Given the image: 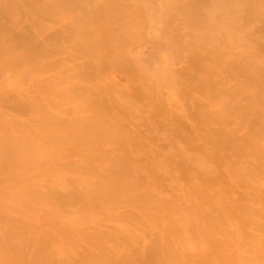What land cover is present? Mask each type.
<instances>
[{
    "label": "rangeland",
    "instance_id": "1",
    "mask_svg": "<svg viewBox=\"0 0 264 264\" xmlns=\"http://www.w3.org/2000/svg\"><path fill=\"white\" fill-rule=\"evenodd\" d=\"M14 1L23 5L20 17L26 25L30 22L24 16L27 13L24 8L30 9L34 3H40L55 9L53 18H41L47 23L53 21L54 24L53 27L50 24L53 34H47L50 33L53 37L55 33L52 39L58 43L55 47L54 43L48 45L49 51L55 52L57 45L61 46V50L58 48L59 54L51 52V61L62 58L70 65H83L82 74L77 69L74 81L78 78L88 87L103 88V100L116 109L117 120L123 129L127 130L130 125L133 132H144L146 137L148 135V142L144 147L148 146L152 156H155L156 166L151 162L146 163L145 170H149L150 180L142 172L141 182L136 189L114 195L107 201H99L92 207L85 201H75L64 212H61L64 208L62 193L76 190L75 183L79 175L75 172L87 162H93L96 167L101 165L99 160L90 159L86 151L88 148L90 152L95 146L93 148L100 153L96 146L98 144L92 142L82 145L77 139H69L66 143L62 142L61 147L55 142L46 146V154L39 161L41 163L47 156L60 151L57 154L62 168L56 169L60 174L53 176L51 174L55 171L50 168L54 164L50 163L33 173V168L41 166L40 163L38 167L36 159H32L20 170L10 172L0 168V264H66L62 263V256L67 251L79 255L84 253L86 247L87 250L94 249L89 239L82 234L75 236V233H80L83 227L95 226L99 221L114 227L115 223H120V219L126 220L131 229L128 232L130 238L127 237L128 234H119L125 235L122 236L124 239H131L126 241L132 242L130 247L134 244L137 247L143 244L144 248L150 246L164 223H174L181 227L176 233L178 237H172L174 241H183L184 247L189 251L203 249L206 253L212 249L216 240L208 236L198 237L195 225L198 229L205 227L210 218L205 212L214 213L216 210L215 213H218L217 209L221 208L229 211V207L225 208L228 205L221 204L216 199L218 197L211 200L212 195H219V188L220 192L222 188L226 189L230 201L233 200L234 207L231 209L236 211L227 214L229 217L232 214L236 217L228 223L224 219L223 233L218 235L217 240L223 241V249H227L224 256L234 261L238 258L235 256H239L235 252L240 248L245 251L242 245L245 233L260 241L261 237L264 238V14L263 17L260 16L261 12L264 13L263 6L260 9L256 2H252V5L256 4L253 10H245L246 3L249 1L250 4L251 0H244V3L243 0ZM66 28L70 29L69 35ZM56 33L64 34L58 35L61 36L60 39L64 38L62 43H66V47L65 43L62 44L64 51ZM47 34L44 33L42 39L46 37L48 41L51 37L48 35L47 39ZM53 40L50 39V42ZM65 53L72 58H66ZM195 55L201 57L200 60ZM199 62L203 66H199ZM49 69L50 72L39 69L29 71L24 68L16 75L10 73L12 75L7 76L8 79H16L14 82H18L17 87L20 89L32 86L40 89L42 85L44 87V83L38 84L40 87L37 83H42L43 80L46 82L56 72L63 74L61 67ZM3 76H0V104L4 107L9 103L6 105L8 108H4L5 112L12 115L16 113V118L27 120L25 111L21 112L15 106L21 100L20 90L15 88V84L10 85ZM34 94L40 97L38 92ZM43 94L45 98H41L49 109L48 105L52 102L45 92ZM7 96L11 97L6 99ZM154 100L160 109L159 116L163 117L159 120L164 121L165 126L159 125V122L156 124L158 116H153L156 121L147 114L145 106ZM52 108L58 109L56 106ZM32 116L34 115L31 114L30 117ZM151 124L152 127L149 126ZM171 128H175L174 132ZM99 136H106V132L103 131ZM13 137V134L8 133L4 139L10 141ZM89 146H92L91 149ZM85 154L89 159L83 156ZM49 158L52 161L54 156ZM172 159H176L178 165L169 169L165 163ZM179 165L181 169L178 168ZM184 176L189 180L186 181ZM57 180L65 182L67 186L63 188V183L56 184ZM149 181L156 185L148 186ZM203 181H207V184ZM35 183L42 186L47 198L38 204L22 202L16 198L18 194L11 190L16 185L19 189L31 188ZM23 184L24 187L21 186ZM207 187H212V195ZM197 188L200 189L199 193ZM188 190H196L194 193L199 196L208 190L210 201L202 203L203 200L199 199H205L204 197L192 194L190 202L180 200L175 203L171 200L170 196L182 199ZM145 196L147 200L143 204ZM234 203L237 204V209ZM122 212L127 217H120L119 213ZM106 215L114 220L102 221L106 219ZM66 230L71 233L65 232ZM226 234L231 237L227 238ZM250 236L249 242L253 239ZM253 242L257 241L253 239ZM122 245L125 246L124 243ZM120 247L118 248L124 250V247ZM31 249H34L37 256L39 254L38 259L30 256L28 252ZM216 249L215 247L214 250ZM109 254L117 259L112 251L107 253ZM260 255L261 251H258L254 257L241 256L239 259L244 264H251L250 260L260 259ZM48 257L51 258L50 262L47 261ZM105 258L102 257L103 263L97 259L96 261H100L96 264L106 263ZM72 259L77 261L76 257ZM141 260L135 263H149ZM212 264H223V260Z\"/></svg>",
    "mask_w": 264,
    "mask_h": 264
},
{
    "label": "bare ground",
    "instance_id": "2",
    "mask_svg": "<svg viewBox=\"0 0 264 264\" xmlns=\"http://www.w3.org/2000/svg\"><path fill=\"white\" fill-rule=\"evenodd\" d=\"M33 1H36V0H33ZM252 2H256V4L260 6L258 7L260 9L262 8V6L264 7V0H251L250 4H249V1L246 3L244 9L250 10L252 8L253 10L256 4L252 5ZM243 3H244V0H243ZM26 4L27 2L24 4V6ZM21 6L19 4H16L14 0H0V76H3V75L7 76L10 73H12L13 75H16V73H18L20 69H24V68L25 70H29V71L39 69V70H45V71L47 70L46 72H50L48 71V69L49 68L53 69L56 66L62 68L63 74L61 72H56V74H52L48 78L49 80L46 79L45 80L46 82H44L43 80L41 81L42 83H37V82H40V80L36 81L37 86L38 84L44 83V87L42 85L43 88L41 87L40 89L36 88L35 86H32L29 89H20V87L19 88L17 87L18 82L17 81L16 83L14 82V80L16 79H13V80L8 79L9 76L2 77L10 85L15 84V88L20 90L19 95L21 96V100H19L16 103L15 106L17 108L14 106H13L14 108L13 107L12 108L13 109L16 108L20 110L21 112L25 111V113L28 116L26 115L25 117L27 118V120H21L18 117L16 118L15 116H18L16 113L15 115H12L11 113L5 112L4 108L7 104H9V103H6L8 101L5 102L6 104L4 105V107L2 106V104H0V107L2 106L1 111H0V168H4L9 171L17 170V169L20 170L21 168L26 166L27 163H29L32 159H36V164L39 167L41 163L39 161L42 160V158L45 156L44 148H47L46 146L52 145L54 142L57 143V146L59 147L62 146V142L66 143L67 140L69 139H73V140L77 139L78 143L82 145L89 144L92 142L95 144H98L96 146H97V149L100 150V153L97 152L96 149H94L96 148L95 146H93L94 148L92 146H89V148L92 147V150H90L89 152V149L86 148V151H88L87 154H89L88 157L90 159L92 158V160L93 159L99 160V163H101V165L96 167L95 165H93V162L92 164L91 162L90 163L87 162V164L89 163L91 165L82 164L81 168L77 170V172H75L79 175V178L78 177L76 178V183H75V185L77 186L76 190H74V192L69 191V192L62 193V205L64 208H62L61 212H64L66 209L71 208V206L74 205L73 203H75V201L76 202L85 201L88 204V206L92 207L95 204H97V202L99 203V201H105V200L107 201L108 198L112 199V196L114 195H120L123 193H127L131 191L132 188L136 189L137 184L141 182L142 172L146 173V179L150 180L151 176L148 175L149 170L148 169L145 170L146 163L151 162L152 164L156 166V162L154 159L155 156H152V152L150 151L148 146L144 147L145 145H147L146 142H148L147 140L148 135L146 137L145 134H143L144 132H142L143 135L141 133L138 134L136 132H133L132 130H130V125H128L127 130L123 129V127L117 120L118 113L116 109L103 100L104 98L103 88L88 87L85 84H82V82L78 80V78L76 81H74L73 77H77L75 75L78 74L77 69L81 70L80 72L82 74L83 65L81 66H76L73 64L70 65L62 58L54 62L51 61L52 60L51 55L53 54L54 51L53 50H52L53 52L51 50L49 51L50 47L48 49V45H52L54 43V47H55L56 43L58 42H55L52 39L54 38L55 33L53 37L51 36V34H53V32L51 31L53 30L50 28H52L54 25L52 23L53 21L51 22L52 23L51 24L43 20L45 16H48L49 18H53L54 13L56 12L55 9L48 8V6L44 4H40V3H34L30 9L27 7L24 8L26 9V12H27L24 16L25 18L27 17V20L30 22V24L26 25L25 23H22L23 19L22 17H20V14L22 12ZM263 14L264 13L261 12L260 16L262 15L263 17ZM50 24L52 27L50 26ZM18 29L19 31H17ZM66 31L68 33L67 35L71 33L69 28H66ZM48 32H50L51 34L50 33L47 34ZM44 33L47 34L46 35L47 39L51 37L50 39L53 40L51 41L52 43L50 42V39H49L48 40L50 42L49 44V42L46 40V37L42 39ZM63 33H65V30H63ZM59 34L61 33H56L57 39L59 38L58 40L61 41L60 43L62 45L65 43V42L62 43V39L64 41V38L60 39L62 34L61 36H58ZM65 45L66 43L64 44V46ZM262 46L264 48V44ZM60 47L57 45L56 49L58 50L59 48V50H61ZM62 48H63V45H62ZM51 49H54V48H51ZM56 49H54L55 50L54 54L56 53L59 54L58 52L60 51L59 50L57 51ZM64 49L65 48H63V51ZM193 54H196V53L193 52ZM197 55H195L196 59L200 60L201 57L198 56L199 57L198 58ZM53 57L54 56H52V58ZM65 57L72 58L68 54L66 55V53H65ZM203 62L206 63V60H204ZM195 64H197L196 61L194 62V66H196ZM201 65L203 66L202 63L199 64V66ZM38 87H40V85ZM5 90L7 91V89H4V91ZM8 92L10 91L8 90ZM37 92L40 97L38 96L36 97V94L33 95V93H37ZM43 92H45L46 97H48L52 102L51 105H48L49 109L46 108V104L44 102L45 100L41 98V97L45 98ZM8 97H11V96H7L5 98L7 99ZM38 98H41V99H38ZM40 100H42V102ZM11 102H12V99H11ZM52 106H56L58 107V109L55 110L52 108ZM12 108H9V109H12ZM145 109L146 111H148L147 114L150 117L158 116L157 117L158 121L154 117L152 118L157 121L156 123L157 125H158V122L160 123L159 125L161 126L163 123H165L162 120H161L162 122L161 123L159 120L163 117L159 116L160 109L159 107H157L156 100L151 102V104L149 103L148 106H145ZM69 111H72V112H69ZM53 112H56V113H53ZM18 114L20 115V113ZM31 114L34 116L30 117ZM60 115L62 116L60 117ZM66 115H68L69 118ZM23 117H24V114H23ZM177 120L179 119L177 118ZM156 124L154 123L153 125H156ZM163 125L165 126V124ZM179 125H181V123H179ZM149 126L152 127V124ZM174 129H172V132H174ZM103 131L106 132V136L104 137L99 136V134H102ZM8 133L13 134L14 139H11L10 141L4 139L6 137V134ZM188 137H185V138L188 139ZM42 140L44 142H42ZM40 142H42V144ZM150 142L151 141H149V143ZM59 152L60 151L56 152V154H52L54 156V159L52 161H49L50 160L49 157H51L52 155L49 157L47 156L46 159L42 161L41 166L38 169L37 167L33 168V173L40 171L44 166H48L49 163L54 164L53 167L50 168L53 171H55L56 169L61 170L62 164L59 161V154H57ZM83 156H86V154ZM83 156H81L82 160L84 158ZM88 157L86 156V159ZM138 159L140 161H143V163L138 161ZM177 163L178 161L176 159H172V160H169L167 163H165V165H167L169 168L175 164L178 165ZM180 166L181 165H179V167L178 166H175V167L180 168ZM182 166L184 165L182 164ZM138 173L140 174V176H137ZM55 174H60V171H55L51 175L53 176ZM183 175L184 174H182V176ZM136 176L139 177V179ZM187 176H184L187 178V180L186 178H184L186 181L189 180ZM180 178L178 177V179ZM203 182H206L205 184H207V181H203ZM62 183H63V188H65L67 184L65 182H62ZM62 183H61V180L56 181V184L61 185ZM151 184L153 183L151 182ZM151 184L149 181L148 186H151ZM154 185L156 184H153V186ZM16 186L19 187L18 185ZM21 186L24 187L25 185L23 184ZM17 187L12 186L11 190L13 191V193L18 194L16 198H19V200H21L22 202L25 201L24 203L26 204L28 203L38 204L44 201L45 199L47 200L42 186H39L38 183H35V185L31 188L26 187L24 189H19L20 187L19 188ZM207 188L209 189V191L212 190L211 189L212 187L210 188L207 187ZM220 189L221 188L218 189L219 195L216 194L217 196L215 194L212 195L211 194L212 191H210V194L212 195L211 196L208 193V190H206V192H202L200 196L199 194L194 193L196 190H194L193 192L192 191L190 192V190H188V193L185 196H183L182 199L174 197V196H170L171 200L174 201L175 203H178L180 200H186L185 202H190L189 197L191 194L193 196L197 195L202 198L204 197L205 199H199L198 197H196L199 200H203L201 201L202 203H206L207 200L210 201L209 196L212 197L211 200L213 199V197H218L216 199H219L221 201V204L228 205L226 207L224 205L225 208L229 207V211L227 212L226 210L228 209L222 210V208L217 209L219 210L218 213H215L216 210L214 213L205 212L206 214L210 215L209 216L210 218L208 219L205 227L198 229L199 227H196L197 225H195V229L197 230L196 234L198 237L208 236V237L215 238L216 241L212 249L210 250L211 252L206 251L205 253L203 252V249L196 251V252L189 251L187 248L184 247L183 241L182 242L176 241L177 239L174 241L173 238L178 237L176 233L181 229L180 226L174 223L173 224L164 223L162 226L160 223L161 231H157L158 232L157 238L154 239L151 245L149 244L150 246H147L146 248H144V245L142 244L141 246L144 248L143 249V248H140L141 246L140 247L134 246L135 244L133 242L134 244L133 247H130L129 244L132 242L129 243L126 241L131 240V239H124L123 237L125 235H122L123 236L122 237L119 234H126L127 236L128 232H130L131 229L125 222L126 220L123 219L124 221H122L120 219V223H115L116 225L114 227L108 226L107 224H103L102 222L100 223L99 221L95 226L83 227L80 233H75L76 234L75 236L82 234L86 239H89L92 242V243L90 242V244H92L94 249L91 250L90 248L87 250V247H86V250L84 251V253L82 252L79 255H76V253L73 251H71L70 253L67 251L62 256V263L65 262L66 264H72V263L78 262L79 264H96L97 262L99 263L100 260L103 263L102 257L105 258L106 256L107 258H105L104 262L106 263L110 262L113 264L114 263L115 264H129V263L133 264V262L135 263V261L139 263L140 259L145 260L143 261L144 263L149 262L151 264H198V263L212 264V263L220 262L221 260H223V264H244L240 260L241 256L251 258V257H254L255 252L261 251L262 256L260 255V259L250 260V262L251 264H264V257H263L264 256V238L261 237V241H260L259 238L255 239L254 236L252 235L250 236L249 233L248 234L245 233V239H244L243 244L236 239L237 242L239 244H242L245 249L244 252L241 251V249L243 248H240L238 251L236 250L237 252H235V255L239 254V256H235V257H238V258L232 261L230 259H227L228 256L227 257L224 256L225 255L224 252L227 249L225 250L223 249V244H224L223 241L217 240L219 238L218 235L223 233L222 223H224V219H225V222L228 223V222H231L236 217V215L233 216V214L231 215V217H229L227 214L228 213L231 214L232 211L236 213V211L231 209L234 207L232 204L233 200L230 201L229 199L230 196L226 194V189L222 188L221 190L222 192H220ZM198 190L200 189L197 188V192ZM214 190L215 189H213V191ZM215 193H218V192H215ZM144 195L146 194L144 193ZM262 197H264V195ZM145 198L146 196L143 197V200H144L143 204L146 203L145 200H147V198L146 199ZM229 202H231L232 205ZM236 205L237 204H235V209H237ZM31 206H34V205H31ZM35 206H38V205H35ZM114 210L117 211V209H114ZM119 215L120 217L122 216L127 217L125 216V213L123 212L119 213ZM105 218L106 219L102 221L111 222V220H114V218L112 219L110 215H106ZM240 218L244 219L242 216H240ZM200 224L201 223H199V225ZM145 226L148 227L147 224H145ZM243 228H247V227H243ZM65 232L71 233L69 230H66ZM155 234H156V231H155ZM129 235L130 234H128L127 237H129ZM248 235L254 240H256L257 242H253V239L249 242ZM226 237L230 238L231 236L226 234ZM123 243L125 244L126 247L122 245ZM120 246L124 247L123 248L124 250L119 249L118 247ZM215 247L217 248L216 250H214ZM139 249L140 250L143 249V250L140 251ZM117 250L118 252L116 253ZM138 250L139 252H137ZM111 251L112 253L116 254L117 259L113 257L115 259L114 260L112 257H110L111 256L110 254L107 255V253H111ZM145 251L147 254L145 253ZM30 252H28L30 256L32 255V257H36L38 259L39 254L37 256V253L34 251V249H31ZM118 253H120L119 256L117 255ZM143 253L146 256L145 255L142 256ZM248 253L250 255H248ZM75 257L77 258L75 259L77 261H74V259H72ZM118 257L120 259H118ZM97 259H100V260L96 261ZM50 260L51 258L48 257L47 261L50 262ZM110 263H107V264H110Z\"/></svg>",
    "mask_w": 264,
    "mask_h": 264
}]
</instances>
